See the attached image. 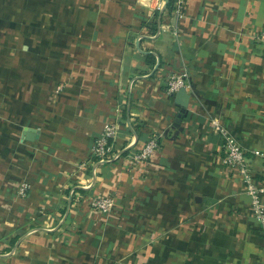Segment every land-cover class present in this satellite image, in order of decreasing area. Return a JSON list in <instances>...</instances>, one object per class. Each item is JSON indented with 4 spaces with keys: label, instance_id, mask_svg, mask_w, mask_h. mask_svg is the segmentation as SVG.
Here are the masks:
<instances>
[{
    "label": "crops",
    "instance_id": "1",
    "mask_svg": "<svg viewBox=\"0 0 264 264\" xmlns=\"http://www.w3.org/2000/svg\"><path fill=\"white\" fill-rule=\"evenodd\" d=\"M172 1L0 0V264H264L211 126L264 181V0ZM109 124L124 158L99 164Z\"/></svg>",
    "mask_w": 264,
    "mask_h": 264
},
{
    "label": "built area",
    "instance_id": "2",
    "mask_svg": "<svg viewBox=\"0 0 264 264\" xmlns=\"http://www.w3.org/2000/svg\"><path fill=\"white\" fill-rule=\"evenodd\" d=\"M177 13L181 14L184 7V0H176ZM256 39L264 44V31L256 35ZM186 72L174 76L169 82V95H174L186 87ZM213 131L222 136L224 156L222 164L225 168L235 170L246 186V194L250 198V205L255 220L262 226L264 235V181H259L253 170L252 163L242 145L234 137L232 132L222 124L221 120L214 116L211 118ZM119 129L114 124H109L96 139L92 154L97 163H114L123 159L122 153L114 151L112 142L118 136ZM159 148L158 140L149 141L141 150L131 154L127 158L134 164H147L153 153ZM260 156L259 152H254ZM28 185L22 184L19 189V196L25 197ZM91 207L99 213H110L115 208L113 198H95Z\"/></svg>",
    "mask_w": 264,
    "mask_h": 264
},
{
    "label": "trees",
    "instance_id": "3",
    "mask_svg": "<svg viewBox=\"0 0 264 264\" xmlns=\"http://www.w3.org/2000/svg\"><path fill=\"white\" fill-rule=\"evenodd\" d=\"M172 2H173V1H172V0H170V3H171V4H172Z\"/></svg>",
    "mask_w": 264,
    "mask_h": 264
}]
</instances>
